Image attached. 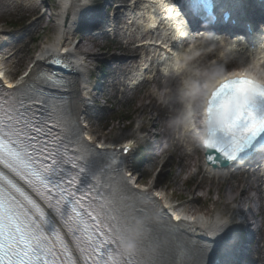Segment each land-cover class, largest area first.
Masks as SVG:
<instances>
[{"label": "snow or ice", "instance_id": "obj_1", "mask_svg": "<svg viewBox=\"0 0 264 264\" xmlns=\"http://www.w3.org/2000/svg\"><path fill=\"white\" fill-rule=\"evenodd\" d=\"M173 11L182 29L187 17L205 27L252 30L244 0H187L183 11ZM43 64L55 67L38 63L15 83L0 72V264H78L65 236L84 264H159L160 230L172 234L184 225L173 224L147 190H133L115 150L107 155L84 141L71 108L53 91L67 87L56 71L71 68L66 57ZM229 75L205 93L202 105L205 160L213 165L264 152V83L247 69ZM85 192L87 199L81 198ZM239 223L219 222L209 244L226 236L222 250L234 251L239 234L233 225ZM209 251L207 244L189 246L186 257L190 264H207Z\"/></svg>", "mask_w": 264, "mask_h": 264}, {"label": "rangeland", "instance_id": "obj_2", "mask_svg": "<svg viewBox=\"0 0 264 264\" xmlns=\"http://www.w3.org/2000/svg\"><path fill=\"white\" fill-rule=\"evenodd\" d=\"M12 1L0 0L5 8L0 16V33L5 41L4 49L10 50L9 56L2 61L3 72L7 76L15 73L11 79L16 81L32 68L39 52L55 42L59 32L64 38L66 34L64 29L61 28L60 31L58 0H32L30 2L26 0L22 3L18 2L14 8L11 7ZM30 4L38 6L37 11L27 10ZM41 16V21L36 22ZM49 17H51L50 20ZM12 23H17L21 27L8 30ZM116 33L119 37L113 42L106 40L110 37V33L107 36H95L96 38L83 36V34L77 35L79 39H85L82 49L96 57L88 59L86 63L88 68L94 70V77H100L99 65V67L104 66L106 76L101 83H95L96 81L89 83L91 88L100 90L93 99L96 107L91 108L82 116H77L76 120L79 124H83L82 119H85L92 142L120 143L136 139L142 127V132L146 133L148 138L154 134L159 136L160 143L154 146L156 153L160 152L166 143L175 137L177 144L158 158L150 159L145 164L144 162L139 164L138 169L133 163L132 167L128 163L127 167L134 171V175L129 180L138 181V184L143 187L155 183L157 191L170 197L173 202L176 201L179 209L186 213L194 214L199 211L198 215H229L232 211V204L225 206L223 203L232 197L236 200L234 204L240 203L239 192L243 189L250 196L256 185L255 178L240 172L238 174L219 173V177L211 180L214 172L204 166L203 154L199 146L200 138L197 134L198 126L194 124V121L200 123L199 109L194 110L193 117L192 109L194 106L198 107L199 99L208 80L227 71H240L248 68L251 61L245 55L228 54L221 49L202 56L201 63L206 67L202 75L205 83L201 87L196 102L192 105L191 102L184 101L192 89L188 88L187 80L181 78L179 80L181 87L185 84V90L188 89V91L180 92L177 96L172 93L164 94L165 91L170 92L172 84L167 81L165 84V77L158 74L155 75L156 77L153 74L148 75L147 81L134 90L126 89L123 81L126 78H132L133 72L132 70L123 72V69H126V63H122V60L123 57L132 54L125 52L121 46H126V42L134 40L129 32L125 35V31L118 30ZM130 47H133V44ZM112 57L119 59L114 61ZM158 77L161 79L158 80ZM159 82H164V86L160 87ZM176 90L181 91L180 88ZM119 115L122 116L119 117ZM126 118H130L131 122H127ZM113 119L116 122H113ZM188 132L194 135L196 140L194 145L190 144ZM194 162L201 167V172L198 173ZM259 183L257 185L260 188V197H262L260 202L264 223V182ZM245 205L251 206L249 201ZM262 225L263 230L258 238L259 245L251 248L250 254L254 256L251 264H264V224Z\"/></svg>", "mask_w": 264, "mask_h": 264}, {"label": "bare ground", "instance_id": "obj_3", "mask_svg": "<svg viewBox=\"0 0 264 264\" xmlns=\"http://www.w3.org/2000/svg\"><path fill=\"white\" fill-rule=\"evenodd\" d=\"M26 0H23V2H25ZM32 0H28V2H30ZM136 1V2H135ZM140 0H132V7L134 8V6H137V8L135 9V11L132 9L133 14H128V20L127 23H125V28L128 27H137L139 29L143 30V35L138 37L139 40L142 41H146L148 38H150V30H149V26L151 24V19L154 21L157 26L160 27V23H157V20L159 19V16H157L160 12V8L159 5L156 6H151L150 2H155V1H159V0H147L146 2L140 4L139 3ZM18 4L17 0H13L11 3V7L14 8L16 7ZM141 7V8H140ZM4 4L0 2V16L2 13H4ZM38 6L30 4L27 7V10L29 11H37ZM65 9V8H64ZM79 7L77 6L76 10H78ZM115 13H117V9H114ZM156 10V13H155ZM75 13V12H74ZM129 13V12H128ZM140 15H143V17H140ZM152 15V16H151ZM165 13H161V16H164ZM163 18V17H162ZM42 19V16L38 18V20L36 22H40ZM51 19V17H49V20ZM69 17L66 19V23L68 21ZM119 21V18L116 17V22ZM115 22V23H116ZM175 21H172V27L175 29ZM153 25V24H152ZM161 28V27H160ZM176 31V30H174ZM173 31L171 30V33ZM102 35H105L104 33ZM133 40H135L137 42L138 38H136L134 35H130ZM178 36L176 35V40H178ZM85 39H79L77 37V33H73L70 36H66L64 39H62V43L68 47L70 46L71 43H74V50H75V54L71 56V61L73 64V69H77V73L76 75H73L70 77V81H69V96H70V108L72 110V115L73 117H77V116H82L83 114H85L87 112V110L85 109L84 106V98H83V84H84V77L85 74L83 72V67L82 64L84 62V57L82 54L86 55L87 60L90 58H96L94 56H92L91 54L89 55V53H87V50H83L82 46H83V42ZM132 44V42L129 43V45L126 46H121V49H123L125 52L131 53V56H126L123 57L122 63H126V69H123L124 71H129V70H133L134 67H142V64H146L148 61L147 60H143L140 57L141 52L145 51L144 50V46L146 45V50L148 52H152V50H149V47L151 46L150 42H146V44H144V46H136V47H130V45ZM203 47L200 50L198 49V47ZM212 47V45L208 44V43H200L199 45H193L190 50L188 51V53H182L180 55V58L182 60V62H180V65L177 66L179 67V73L177 75H167V77H165V84H167V82L171 85V90L170 92L165 91L164 94H174L175 96L179 95L180 92H186L188 91L185 90V84L184 86L181 87V84L179 83V80H187V86L188 88L190 87L192 89L191 93L185 97L184 101L187 103H190L192 105H194V103L196 102L197 96L201 91V87L202 85H204L205 81L203 80V72L205 71L206 67L202 65L201 63V57L204 55H208L210 52V48ZM55 44H52L51 46H47L46 48H44V50H42L41 52H39V54L37 55V57L35 58V63L34 65L38 64L40 66L43 67V60L49 58V56L53 55L56 53L55 50ZM233 47H228V49L226 51H228V54H234L235 52L233 51ZM146 52V51H145ZM9 50L8 52L5 54V56H7V54H9ZM79 53V54H77ZM153 56V54H150L149 57ZM259 56H261V60L264 59V53L261 54L259 53ZM114 61H117L119 58L116 57H112ZM102 61V60H101ZM1 62L0 61V66H1ZM179 64V63H178ZM183 64V65H181ZM145 66V65H144ZM143 68V67H142ZM3 71V70H1ZM142 72V71H141ZM5 74V73H4ZM15 74V73H14ZM14 74H12L11 76H7L6 74L4 75L5 78L9 79L11 83H14V81H11L14 76ZM229 76H225V74L217 77H212L211 80L208 82L209 85L211 83H213L215 85L219 84L220 82H222L225 78H227ZM181 78V79H180ZM161 78L158 77V80H160ZM229 79V78H228ZM167 81V82H166ZM161 86H164V82H159ZM207 83V84H208ZM206 84V85H207ZM163 88V87H162ZM176 88H180L181 91L176 90ZM194 110H197V107L194 106V109H192V117L194 114ZM194 124L196 125V122L194 121ZM80 128H82V130L85 132L86 136L90 138L89 135V131L86 130L85 128H83L81 125H78ZM189 137H190V144L194 145L196 143V140L194 139V135L191 132H188ZM102 140L104 138H101ZM194 139V140H193ZM100 143V142H99ZM177 144V139L175 137H173V139L171 140V142L169 143L170 146H174ZM173 158V156L171 157V159ZM194 166H197V170L198 173L201 172V167L199 165H197V162H194ZM187 171V170H186ZM216 177H219V173L215 172L213 173L211 180H215ZM138 183V181L136 182ZM157 185H148L145 186L143 190H147L146 192H150L152 189H154V187ZM156 189V187H155ZM258 190V188H257ZM239 197L241 198V202L239 204H237V206H235V208H239L240 206H243L246 204V202L248 200H250V197L248 195V193L243 189L239 192ZM166 199V196H165ZM226 201V200H225ZM230 201V202H228ZM227 202L223 203L225 206H229L232 203H235V199L232 197L231 199H229ZM218 203V202H217ZM170 204V203H169ZM171 207L170 205H168V208ZM201 213V212H200ZM189 214V213H188ZM199 214V211H196V213L192 214L190 219L191 222L190 224L188 223H184V227L187 228V230L189 231L190 235L193 237V239H196L198 242H193L192 246H202L205 245L201 238H202V233L203 230H208L210 232H213V230L215 229H211L213 227H216L217 225H219L218 221H214L213 218H210L211 215L210 214H206V215H202L205 218H209L206 221H203L202 219H200L199 217H197V215ZM220 226V225H219ZM222 253H224V251L222 250V246H220V249L217 250V253H213L212 251L207 253V256H205V260L207 262V264H225L223 261V256ZM222 257V258H221ZM183 264H190V262H188V260L185 261V263Z\"/></svg>", "mask_w": 264, "mask_h": 264}, {"label": "trees", "instance_id": "obj_4", "mask_svg": "<svg viewBox=\"0 0 264 264\" xmlns=\"http://www.w3.org/2000/svg\"><path fill=\"white\" fill-rule=\"evenodd\" d=\"M18 26H20L19 24L17 23H12L9 25L10 29L12 28H17ZM100 73L103 74V71L100 70ZM122 115H119V117H121ZM126 121L127 122H131V119L130 118H126ZM113 122H116L115 119H113ZM138 158H139V155H136L135 158H134V164L136 165L137 164V161H138Z\"/></svg>", "mask_w": 264, "mask_h": 264}, {"label": "water", "instance_id": "obj_5", "mask_svg": "<svg viewBox=\"0 0 264 264\" xmlns=\"http://www.w3.org/2000/svg\"><path fill=\"white\" fill-rule=\"evenodd\" d=\"M220 166H222V167H223V166H225V164H224L223 162H221V163H220Z\"/></svg>", "mask_w": 264, "mask_h": 264}, {"label": "clouds", "instance_id": "obj_6", "mask_svg": "<svg viewBox=\"0 0 264 264\" xmlns=\"http://www.w3.org/2000/svg\"><path fill=\"white\" fill-rule=\"evenodd\" d=\"M202 124H204V121H201Z\"/></svg>", "mask_w": 264, "mask_h": 264}]
</instances>
